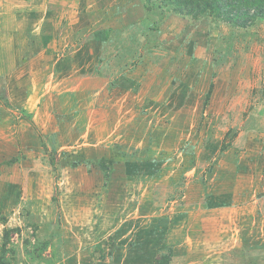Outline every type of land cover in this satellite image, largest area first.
<instances>
[{"label":"rangeland","instance_id":"1","mask_svg":"<svg viewBox=\"0 0 264 264\" xmlns=\"http://www.w3.org/2000/svg\"><path fill=\"white\" fill-rule=\"evenodd\" d=\"M66 1L45 3V22L42 1L36 18L0 8V264H156L168 248L170 264H264L243 247L237 210L250 207V237L264 238V22ZM58 61L124 92L96 162L50 152L27 112Z\"/></svg>","mask_w":264,"mask_h":264},{"label":"crops","instance_id":"2","mask_svg":"<svg viewBox=\"0 0 264 264\" xmlns=\"http://www.w3.org/2000/svg\"><path fill=\"white\" fill-rule=\"evenodd\" d=\"M34 1L43 2L41 3V7H44V12L39 14L42 15V21L45 22L48 16H51V9L53 10L51 5L46 6L45 3L50 4L51 0H1L0 8H10L11 5L15 3V15L17 18L25 14L36 18L38 17L36 15L38 11L34 8ZM99 1L100 3H105L103 2L104 0L93 1V3H98ZM128 1L129 0H117L119 3H134ZM136 3L138 7L140 5L144 7L143 0H138ZM64 4L73 9L81 8L82 4L83 7L87 5L81 3V0H67L63 5ZM106 5L102 7L108 9V7L111 6L107 2ZM28 6H30V9H25ZM90 6L91 8L93 7L92 3ZM170 16H173L171 20L178 18L176 15ZM181 20H183L185 24L191 23L189 18ZM80 23H85V19L81 20ZM88 26L89 29L91 28L93 30L97 39L99 38L97 35L104 30L97 27L93 29L94 26L92 28V25ZM44 39L50 40L51 37H45ZM45 44L46 42L44 41V45ZM98 52L99 50L96 47L94 52L95 55H98ZM87 53H89V51ZM76 54L78 55V53ZM58 64L59 61L49 70L48 76H46L47 80L43 82L42 91L37 95L29 96L27 101L29 104L27 112L30 114L31 119L41 134H44L43 138L45 142H47V147L50 152L60 153L67 148H79L89 153L86 160L96 162L98 158H96V156L103 150L101 145L104 140L117 132L123 124L122 121L119 122V112L115 109L114 105L119 102H125L124 99H122L123 97H121L124 92L121 88L112 87L113 81L108 76L87 74L88 72L85 73L83 67H80L74 73L76 77L71 78L68 74L70 69L64 68L63 65ZM22 67L23 66H17V68ZM76 73H78V75H76ZM68 76H70V78H67ZM1 82L5 81L0 80V83ZM103 124L111 126L112 130L105 138L99 140L94 132H97V129L101 128V126L103 127ZM106 150V157H115L112 148L111 151L108 149ZM81 165L82 164L78 162L76 167H81ZM248 208L250 207L247 206L243 209L241 207L237 208L241 216L238 219L240 232L242 230L240 226L241 221L252 214V212H246Z\"/></svg>","mask_w":264,"mask_h":264},{"label":"trees","instance_id":"3","mask_svg":"<svg viewBox=\"0 0 264 264\" xmlns=\"http://www.w3.org/2000/svg\"><path fill=\"white\" fill-rule=\"evenodd\" d=\"M143 2L147 14L155 10L162 13L167 11L177 16L189 18L193 22L209 19L234 28H248L257 22H264V0H143ZM105 33V37L110 36L109 32L106 31ZM135 64L134 62L132 65ZM104 161L109 162V160L102 159L100 161L102 169L108 172V169L111 170L112 168L104 166ZM110 162L112 165L116 164L114 160ZM207 203L209 202L207 201ZM224 205L220 204L217 207ZM252 220V216H247L241 221V235L245 250L248 249L256 253L264 251V238L250 237L249 233L254 230L249 229L246 225ZM173 252V248H168V254L158 257L156 264H170Z\"/></svg>","mask_w":264,"mask_h":264}]
</instances>
